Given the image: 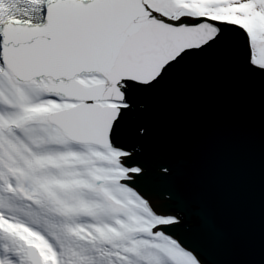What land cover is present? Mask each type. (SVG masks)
<instances>
[{
	"label": "snow or ice",
	"instance_id": "snow-or-ice-1",
	"mask_svg": "<svg viewBox=\"0 0 264 264\" xmlns=\"http://www.w3.org/2000/svg\"><path fill=\"white\" fill-rule=\"evenodd\" d=\"M209 61L264 99V0H0V264H237L142 102Z\"/></svg>",
	"mask_w": 264,
	"mask_h": 264
},
{
	"label": "water",
	"instance_id": "water-1",
	"mask_svg": "<svg viewBox=\"0 0 264 264\" xmlns=\"http://www.w3.org/2000/svg\"><path fill=\"white\" fill-rule=\"evenodd\" d=\"M154 145L185 189L211 209L227 259L264 264V160L259 83L222 61L194 64L142 101Z\"/></svg>",
	"mask_w": 264,
	"mask_h": 264
}]
</instances>
